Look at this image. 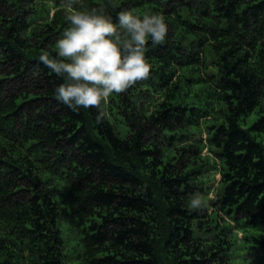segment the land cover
Returning <instances> with one entry per match:
<instances>
[{"label":"trees","instance_id":"obj_1","mask_svg":"<svg viewBox=\"0 0 264 264\" xmlns=\"http://www.w3.org/2000/svg\"><path fill=\"white\" fill-rule=\"evenodd\" d=\"M75 2L169 34L148 78L74 110L40 60L64 0H0V264H264V0Z\"/></svg>","mask_w":264,"mask_h":264},{"label":"clouds","instance_id":"obj_2","mask_svg":"<svg viewBox=\"0 0 264 264\" xmlns=\"http://www.w3.org/2000/svg\"><path fill=\"white\" fill-rule=\"evenodd\" d=\"M64 6L69 25L55 41V53L40 56L63 80L54 88L60 102L74 110L99 107L149 77V40L161 44L169 34L163 13L122 9L114 20L102 7H83L75 0H64Z\"/></svg>","mask_w":264,"mask_h":264},{"label":"rangeland","instance_id":"obj_3","mask_svg":"<svg viewBox=\"0 0 264 264\" xmlns=\"http://www.w3.org/2000/svg\"><path fill=\"white\" fill-rule=\"evenodd\" d=\"M201 135H202V138H204V139L207 138V132L206 131L203 130ZM201 135L199 134V135L195 136V138L196 139L200 138ZM204 154L205 155L210 154L212 157L216 158L215 154H211V152L207 148H205ZM210 174L212 175V178L210 180H207L208 183H207L206 187H207V191L209 192V198L216 199L217 198V194H216L217 190L216 189H217V185L221 179V175L218 171L212 172Z\"/></svg>","mask_w":264,"mask_h":264}]
</instances>
